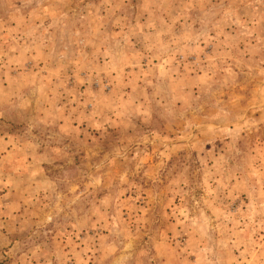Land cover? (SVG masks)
Segmentation results:
<instances>
[{
	"label": "rangeland",
	"instance_id": "374dc122",
	"mask_svg": "<svg viewBox=\"0 0 264 264\" xmlns=\"http://www.w3.org/2000/svg\"><path fill=\"white\" fill-rule=\"evenodd\" d=\"M0 264H264V0H0Z\"/></svg>",
	"mask_w": 264,
	"mask_h": 264
}]
</instances>
